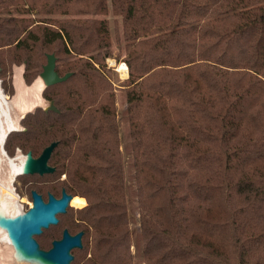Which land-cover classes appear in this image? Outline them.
<instances>
[{"label":"trees","instance_id":"obj_1","mask_svg":"<svg viewBox=\"0 0 264 264\" xmlns=\"http://www.w3.org/2000/svg\"><path fill=\"white\" fill-rule=\"evenodd\" d=\"M113 42L128 71L124 145ZM51 54L69 77L41 97L59 112L35 108L3 148L36 158L57 144L52 174L22 176L82 207L66 228L83 233L70 264H264V0H0L4 94L13 66L29 86ZM58 225L35 237L41 249Z\"/></svg>","mask_w":264,"mask_h":264},{"label":"water","instance_id":"obj_2","mask_svg":"<svg viewBox=\"0 0 264 264\" xmlns=\"http://www.w3.org/2000/svg\"><path fill=\"white\" fill-rule=\"evenodd\" d=\"M68 77L69 74L63 77L58 76L55 72L54 56L52 54L47 55V62L39 74V78L44 83V88L61 83ZM42 109L44 112H59L52 101L48 102L47 106ZM56 146L55 142L51 143L36 158H33L30 152L24 154L19 175L37 174L43 176L52 174L54 169L48 165V161ZM30 197L31 207L25 212L20 210L1 228V231L4 232L5 242L11 247L13 263L70 264L73 261L71 252L75 249H82V232L71 235L68 230L64 229L61 237L52 241L50 248L47 250L40 248L35 237L41 235L43 230L48 229L50 226L57 225V216L66 213L73 197L64 190L61 191L59 198L48 194L46 201L36 191H31Z\"/></svg>","mask_w":264,"mask_h":264},{"label":"bare ground","instance_id":"obj_3","mask_svg":"<svg viewBox=\"0 0 264 264\" xmlns=\"http://www.w3.org/2000/svg\"><path fill=\"white\" fill-rule=\"evenodd\" d=\"M108 61L111 66L114 65V61L111 59H108ZM114 66L117 67L116 70L121 76H127V67L124 63ZM13 85L15 95L8 102L5 100L0 88V234L3 238L4 232L1 231V228L11 217L20 211L15 208L18 200L13 191L12 182L14 177L21 172L23 165V155L12 160L4 154L2 150L4 139L7 133L19 130L18 122L24 115L32 112L37 107L45 108L47 106L46 101L41 97L44 89V83L41 78H37L32 85L26 86L21 79V68L17 67L13 78ZM7 249L9 250V258H12L11 247L8 246ZM7 249L5 250L8 251ZM10 264H14L13 261Z\"/></svg>","mask_w":264,"mask_h":264},{"label":"rangeland","instance_id":"obj_4","mask_svg":"<svg viewBox=\"0 0 264 264\" xmlns=\"http://www.w3.org/2000/svg\"><path fill=\"white\" fill-rule=\"evenodd\" d=\"M107 18H108V20L110 22V26L112 28L113 27L112 23H113L114 18L111 15H108ZM108 59H111L112 61H114V65H118L120 63H124V56H123V51H122L121 46H117L113 42V45H112V48H111V58H108ZM108 59H106V66H107V68L111 69V77H112V81H113V86L116 89V91H115V95H116L115 101H116V109L118 110L119 134H120L121 144L124 145V144H127V141H128V135H127L128 128H127V124H126L124 118L122 117V113H123L124 108H125V99H124V95H123V90H122L123 87L122 86H123V82L127 79L128 71H127V76L126 77L121 76L120 73L116 70L117 67L114 66V65L111 66L109 64ZM37 78H39V75H37V77L32 81V84L35 82V80ZM0 88H1V85H0ZM1 91H2L3 95L5 96L4 98L8 99V100L5 99L7 102L14 97V96L8 97L6 94H4L2 88H1ZM46 104H48L47 101H46ZM34 110L32 112H29V113H33ZM29 113H27V114H29ZM22 119L23 118H21L19 120V122H18V124H19V130L18 131L24 130L23 126H22V124L20 122ZM9 134L10 133H8L7 136ZM2 150H3L4 154L9 159H12V160L17 159L21 155L24 156V153L22 151H20V150H15L12 156H8L6 154L4 148H3V145H2ZM123 158H124V175H125V182H126V186H127V196H128V201H129L128 203H129V208L131 209L133 206H135V203H134L135 189H134V186H133V169H132V163H131V154H129L128 152L124 151L123 152ZM62 179H64V176H61V180ZM43 180L44 179H42L40 181H38L36 179L30 180V179H28L26 177H23L22 175H17V176L14 177L13 182H12V188H13V191L15 192V194L17 196V200H18L17 205L15 206L16 209L22 210L23 212H25L31 207L30 192H31V189H33L31 187H34V186L44 187V188L51 187V185L49 183H47V182H45ZM43 198L46 199L44 196H43ZM57 198H59V196ZM85 203H86V201H85ZM81 208L82 207H76V206H72L71 204H69V207H68V210H67V214L64 216V218H62V216L58 218L59 219V225L56 226V227L50 228L48 230V232H46L43 235L44 236H59V234L64 229H66L67 226L69 225V222L71 221L70 218H69L70 215L74 211L79 210ZM14 211H15V209H14ZM132 235H133L132 236L133 238H135L137 236V234L134 233V232H133ZM37 239L38 238H36V241H37ZM8 246L9 245L8 244L6 245L5 239L0 234V264H7V263L10 264L11 261H12V258H9V254H8L9 250L7 249ZM5 249H7L8 251H6Z\"/></svg>","mask_w":264,"mask_h":264},{"label":"crops","instance_id":"obj_5","mask_svg":"<svg viewBox=\"0 0 264 264\" xmlns=\"http://www.w3.org/2000/svg\"><path fill=\"white\" fill-rule=\"evenodd\" d=\"M17 67H18V66H14L13 69H12V85H13L14 74H15V71H16ZM18 68H21V79H22L23 84H25V82H24V80H23V76H22V74H23V66L21 65V66H19ZM31 84H32V83H31ZM31 84H30V85H31ZM25 85H26V84H25ZM26 86H28V85H26ZM13 89H14V95H15V88H14V85H13ZM14 95H13V96H14Z\"/></svg>","mask_w":264,"mask_h":264},{"label":"flooded vegetation","instance_id":"obj_6","mask_svg":"<svg viewBox=\"0 0 264 264\" xmlns=\"http://www.w3.org/2000/svg\"><path fill=\"white\" fill-rule=\"evenodd\" d=\"M57 198V197H56ZM46 201V200H45ZM71 235H75V234H71Z\"/></svg>","mask_w":264,"mask_h":264}]
</instances>
